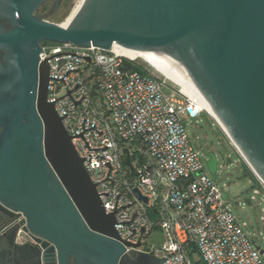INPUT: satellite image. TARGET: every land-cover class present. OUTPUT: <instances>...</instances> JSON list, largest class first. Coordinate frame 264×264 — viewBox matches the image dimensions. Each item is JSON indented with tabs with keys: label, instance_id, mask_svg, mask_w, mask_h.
Wrapping results in <instances>:
<instances>
[{
	"label": "water",
	"instance_id": "water-1",
	"mask_svg": "<svg viewBox=\"0 0 264 264\" xmlns=\"http://www.w3.org/2000/svg\"><path fill=\"white\" fill-rule=\"evenodd\" d=\"M46 1L0 0V214H23L36 241L18 243L16 226L0 228V264H164L126 252L115 212L47 101L42 41L168 54L264 180V0H86L67 27L36 14ZM209 156L214 177L218 159Z\"/></svg>",
	"mask_w": 264,
	"mask_h": 264
},
{
	"label": "built area",
	"instance_id": "built-area-1",
	"mask_svg": "<svg viewBox=\"0 0 264 264\" xmlns=\"http://www.w3.org/2000/svg\"><path fill=\"white\" fill-rule=\"evenodd\" d=\"M42 48L40 62L50 66L47 101L63 117L106 212H115L127 253L154 254L164 264H264L256 233L238 222L190 142L185 121L207 113L197 101L112 47ZM254 176L253 193L264 205V180ZM24 226L19 213L16 241L35 243ZM155 227L163 241L144 246Z\"/></svg>",
	"mask_w": 264,
	"mask_h": 264
},
{
	"label": "rangeland",
	"instance_id": "rangeland-1",
	"mask_svg": "<svg viewBox=\"0 0 264 264\" xmlns=\"http://www.w3.org/2000/svg\"><path fill=\"white\" fill-rule=\"evenodd\" d=\"M77 1L47 0L36 14L50 22L62 24L71 14ZM53 44L55 42L42 41V45ZM138 63L145 66L141 60ZM164 92L170 94L171 89L164 87ZM184 126L189 133L192 146L202 155L205 172L211 176L208 166L209 153L216 154L218 172L214 179L222 188L224 202L231 206L244 230L247 233H256L257 243L264 247V205L260 203L261 196L255 195L252 190L255 184L252 168L242 154L237 151L238 149L220 127V124L208 112H202L196 118L187 119ZM253 196L256 198L253 199ZM163 234L159 227H155L149 236L144 237V246L162 242Z\"/></svg>",
	"mask_w": 264,
	"mask_h": 264
},
{
	"label": "bare ground",
	"instance_id": "bare-ground-1",
	"mask_svg": "<svg viewBox=\"0 0 264 264\" xmlns=\"http://www.w3.org/2000/svg\"><path fill=\"white\" fill-rule=\"evenodd\" d=\"M86 0H78L71 14L68 16L67 20L61 25L67 27L73 22L74 18L80 11ZM113 50L130 57L131 59H140L149 65L155 72L160 74L167 82L178 86L180 90L186 95L193 98L200 107H202L209 115L215 119V121L220 124V127L224 130L226 135L232 141L233 145L238 149L242 155L240 147L233 140L231 134L227 130L224 123L221 121L219 116L215 113L209 102L204 98L203 93L194 85L191 78L186 74V72L180 67L175 59L164 52L155 50H140L132 49L121 46L117 43L113 45ZM244 156V155H243Z\"/></svg>",
	"mask_w": 264,
	"mask_h": 264
},
{
	"label": "flooded vegetation",
	"instance_id": "flooded-vegetation-1",
	"mask_svg": "<svg viewBox=\"0 0 264 264\" xmlns=\"http://www.w3.org/2000/svg\"><path fill=\"white\" fill-rule=\"evenodd\" d=\"M37 11H39V10H37ZM4 23L6 26H8V22L5 21ZM17 218H18V215L14 218H10L8 216L0 214V228L2 230H9V229H11V227H15L17 224Z\"/></svg>",
	"mask_w": 264,
	"mask_h": 264
},
{
	"label": "trees",
	"instance_id": "trees-1",
	"mask_svg": "<svg viewBox=\"0 0 264 264\" xmlns=\"http://www.w3.org/2000/svg\"><path fill=\"white\" fill-rule=\"evenodd\" d=\"M136 69L138 70H141V68L139 66H135ZM248 169V168H247ZM249 170V169H248ZM253 175V173H251ZM254 179H255V176L253 175Z\"/></svg>",
	"mask_w": 264,
	"mask_h": 264
}]
</instances>
